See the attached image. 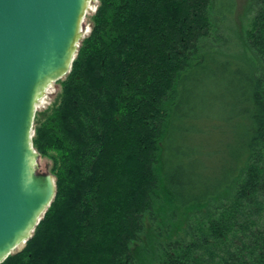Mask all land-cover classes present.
<instances>
[{"label":"trees","instance_id":"trees-1","mask_svg":"<svg viewBox=\"0 0 264 264\" xmlns=\"http://www.w3.org/2000/svg\"><path fill=\"white\" fill-rule=\"evenodd\" d=\"M227 3L98 0L34 118L56 195L0 264H264V0Z\"/></svg>","mask_w":264,"mask_h":264},{"label":"water","instance_id":"water-1","mask_svg":"<svg viewBox=\"0 0 264 264\" xmlns=\"http://www.w3.org/2000/svg\"><path fill=\"white\" fill-rule=\"evenodd\" d=\"M97 0H0V263L24 249L56 195L32 144L39 101L71 69Z\"/></svg>","mask_w":264,"mask_h":264},{"label":"rangeland","instance_id":"rangeland-1","mask_svg":"<svg viewBox=\"0 0 264 264\" xmlns=\"http://www.w3.org/2000/svg\"><path fill=\"white\" fill-rule=\"evenodd\" d=\"M255 1L256 0H236L235 18H236V22L238 24L239 29H242L244 26H246L248 22L250 21V19L253 17L255 8H256ZM218 2L219 4L220 3L223 4V3H227L228 0H218ZM97 5H98V0L96 1L95 4L90 5V10L86 13V16L83 20L82 32H83L84 38L87 37L91 32L90 17L93 14H95L97 10ZM59 88L60 87L56 85V83H54L50 88H48L45 96L42 98V100L39 101L40 104L38 103L36 112L37 111L41 112L45 110L47 107H49L53 103L56 97V94L59 91ZM51 168H52V162L49 159L42 158L40 155L38 159V172L44 173V174L45 173L51 174Z\"/></svg>","mask_w":264,"mask_h":264},{"label":"bare ground","instance_id":"bare-ground-1","mask_svg":"<svg viewBox=\"0 0 264 264\" xmlns=\"http://www.w3.org/2000/svg\"><path fill=\"white\" fill-rule=\"evenodd\" d=\"M42 100V99H41ZM43 103V102H42ZM40 104V103H39Z\"/></svg>","mask_w":264,"mask_h":264}]
</instances>
